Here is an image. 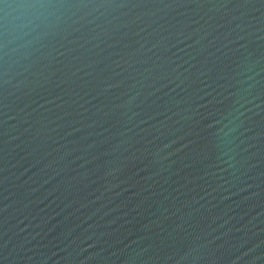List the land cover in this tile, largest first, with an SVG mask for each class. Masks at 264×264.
I'll return each mask as SVG.
<instances>
[{"label": "water", "instance_id": "95a60500", "mask_svg": "<svg viewBox=\"0 0 264 264\" xmlns=\"http://www.w3.org/2000/svg\"><path fill=\"white\" fill-rule=\"evenodd\" d=\"M0 264H264V0H0Z\"/></svg>", "mask_w": 264, "mask_h": 264}]
</instances>
